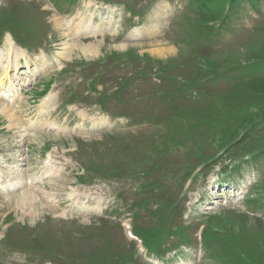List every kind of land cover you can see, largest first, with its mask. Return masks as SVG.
<instances>
[{
	"label": "rangeland",
	"instance_id": "374dc122",
	"mask_svg": "<svg viewBox=\"0 0 264 264\" xmlns=\"http://www.w3.org/2000/svg\"><path fill=\"white\" fill-rule=\"evenodd\" d=\"M263 46L264 0H0V264H264Z\"/></svg>",
	"mask_w": 264,
	"mask_h": 264
},
{
	"label": "trees",
	"instance_id": "16d2710c",
	"mask_svg": "<svg viewBox=\"0 0 264 264\" xmlns=\"http://www.w3.org/2000/svg\"><path fill=\"white\" fill-rule=\"evenodd\" d=\"M220 16H221V14H220ZM261 49H260V51H261ZM256 56L257 55L254 54V57H252L251 59L255 60V61H264V60H261L260 58H258ZM155 62H156L155 63L156 65L161 66V63H162L161 60H155ZM170 62L171 61H168V63H170ZM160 69L162 70L163 66ZM243 90L247 91L246 95L251 96V99L254 102V103H249L248 102L249 105L252 107V109L256 112L254 117L255 118H259V119L260 118H264V76L263 77H257V78H255L253 80H249V81L245 82L244 84L241 83V84L237 85L236 89H234L231 92H227L225 94V99H227L230 102H234V103L241 102L243 100V98H244V95H243L244 91ZM244 111H247V108ZM196 113L202 119H204L202 124L209 123L208 120H209L210 116H209V111L207 109H205V110H197ZM247 117L249 118V119L246 120L248 123H250L249 122V121H251L250 119L254 120V118H252V117H249V116H247ZM247 122L241 124V125H245V128H244L245 131H247L249 129V126L247 125ZM255 124H258V123H255ZM241 125H240V127L238 129L235 130L236 133H239L240 131H242L243 128H241ZM194 136H195V134L189 133V134L185 135L184 138L186 140V139H191ZM222 136L221 137L219 136V142L221 144V140H222L224 146H227L224 143V137H222ZM199 140L200 139H197L196 136H195V139L193 141L196 143V147H195L194 150L201 148V145H202L203 141L200 140L201 141V145H200V141ZM248 153L252 154L253 152H248ZM155 186H154V188H155Z\"/></svg>",
	"mask_w": 264,
	"mask_h": 264
},
{
	"label": "bare ground",
	"instance_id": "6f19581e",
	"mask_svg": "<svg viewBox=\"0 0 264 264\" xmlns=\"http://www.w3.org/2000/svg\"><path fill=\"white\" fill-rule=\"evenodd\" d=\"M85 28H86V26H82L81 28H74V29H76L78 34H81V33L83 34ZM4 46H5L6 54L9 55V56H13L14 60H16V61H17V59H19L24 54V52L22 51L21 48L16 47V45L14 44V42H13V40H12L10 35L6 36L5 42H4ZM83 51H88V49H85ZM0 52H1V49H0ZM1 81H0V85L2 86L3 82H1ZM0 93H3L2 98L9 97V94H8L9 93V89H6L4 92H0ZM51 98L52 97H49L48 99H45L44 102H46V103L51 102ZM42 106L45 107L44 104H42ZM1 112L4 115H6L8 118L13 116V112H11V111H9V110H7L5 108H2ZM16 122L18 123L17 119L13 121V124H15Z\"/></svg>",
	"mask_w": 264,
	"mask_h": 264
}]
</instances>
